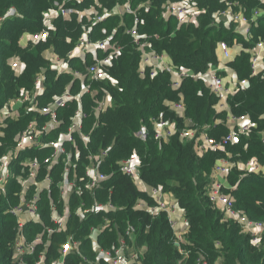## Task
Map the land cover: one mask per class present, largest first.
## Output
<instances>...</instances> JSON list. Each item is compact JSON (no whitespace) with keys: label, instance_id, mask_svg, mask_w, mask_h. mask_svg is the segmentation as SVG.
I'll list each match as a JSON object with an SVG mask.
<instances>
[{"label":"built area","instance_id":"1","mask_svg":"<svg viewBox=\"0 0 264 264\" xmlns=\"http://www.w3.org/2000/svg\"><path fill=\"white\" fill-rule=\"evenodd\" d=\"M84 1L56 2L55 6L44 14V29L32 32L30 40L34 43L46 40L50 30L54 28L55 18L70 20L79 10L75 4ZM259 1L264 5V0ZM149 4L150 0H147L133 7L130 2H123L118 5L120 10L116 8L112 13L106 8L99 11L93 7L94 11L88 13L90 27L84 30L74 46L75 49H72L66 58L54 52L48 57L53 71L73 76L74 79L67 88L60 94H54L48 103L42 104L41 97L44 95L47 97L46 70L43 69L35 77L34 89L22 90L18 96L0 107V135L4 134L3 129L7 122L20 118L22 109L27 114H33L26 127L16 134L15 145L9 148L7 154L0 157V198L7 201V210L16 219L18 226V234L13 245L15 263L74 264L79 258L76 264H142L146 247L137 243V231L133 225L129 224L124 232L118 235L117 243L111 247L102 246L98 242V237L108 227H113L114 222L109 216H105L102 221L93 225L88 236L94 251L92 259L83 251L82 240L69 230L70 218L74 212H77L81 219H86L121 209L112 200L103 201L96 197L113 173L102 170L109 149L91 151L90 134L84 129L88 117L84 107L85 98L90 96L94 115L99 118L102 111L113 106L112 95L102 84L117 86V81L111 76V68L122 54L125 45L118 38L116 29L109 36L98 40L93 39L90 32L95 23L104 21L109 15L125 14H130L134 18L133 24L126 27L124 33L131 37L133 44L141 52L139 75L154 77L164 71L170 75L171 87L181 96L180 100L166 103L169 110L176 115L174 119L165 117L163 113L150 118L154 138L159 143L168 142L173 137L179 138L181 142H192L200 156L209 152L222 154L214 162L206 185V195L223 215V221L237 224L241 232L249 236L251 244L264 251V221L250 217L245 210L237 207L234 191L238 182L232 184L230 179L231 173L235 170L240 173V177L256 175L264 178V163L257 156L244 157L250 149L248 139L255 132L264 144V129H259L258 123L249 112L238 111L240 103L235 102L234 98L247 89L249 81L247 78L238 77L231 64L242 53L249 51L251 75L264 80V38L254 41L250 48L238 43L237 39L233 44L225 40L218 41V65H210L205 71L198 72L193 68L177 65L167 51H158L154 48L150 34L141 32L140 28L145 24L141 9ZM201 14L202 10L196 5L195 0L167 2L163 10L165 17L176 18L179 24L187 25H199ZM263 14L264 7H256L248 13L240 0H229L226 9L213 13L211 24L215 26L233 24L236 31L248 41ZM4 19L5 16H0V22ZM85 49L91 50L94 54V57L87 54L90 62L81 54ZM234 50L238 52L235 53ZM76 59L82 62L84 65L82 68L72 65V61ZM9 63L16 72L22 68V63L17 58L9 60ZM60 65H64V68H60ZM76 79H79L81 84L77 89H73L76 86L73 84ZM187 80H202L216 96L214 109L224 114L225 118L223 121L221 118L217 120L215 125L222 121L227 129L219 136L210 134V125L201 127L187 115V104L182 91V86ZM101 91L104 95L98 98ZM71 104H76V109L66 118L64 114H60V110H68ZM148 125H142L135 133L143 141L150 135ZM2 145L0 141V146ZM83 148L88 151L84 159ZM45 151L48 154L43 156L42 153ZM30 152H34V155H28ZM17 159L19 175L10 169V164H14ZM80 163L83 165L82 174L78 170ZM118 166L120 171L132 180L137 190L149 197V199L139 197L133 208L154 217L166 213L178 253L182 259L189 257L194 252L193 243L187 239L188 219L179 201L163 187L150 185L143 179L142 160L137 153L122 158ZM59 168L61 176L56 180ZM12 180L19 184V201L16 203L9 199V184ZM53 188L58 190L60 198L53 197ZM87 193L91 197H87ZM44 196L48 197L50 224L45 222L42 214ZM39 225H42V230L29 235V232ZM60 234L66 235L64 242L52 250L51 243ZM221 263L222 261L216 264ZM196 264H208L206 256L199 253Z\"/></svg>","mask_w":264,"mask_h":264},{"label":"trees","instance_id":"2","mask_svg":"<svg viewBox=\"0 0 264 264\" xmlns=\"http://www.w3.org/2000/svg\"><path fill=\"white\" fill-rule=\"evenodd\" d=\"M100 1L104 7L111 8L123 2H130L133 7H137L147 0ZM172 1L176 0H150V4L141 9L145 24L140 30L150 34L154 48L167 51L177 65L193 68L198 72L205 71L210 65H218V41L225 40L233 44L238 38L240 43L250 48L254 41L264 38V14L254 27L252 37L247 41L236 31L233 24L229 25L233 28L224 24H211L213 13L226 9L229 0H195L202 10L199 25L179 24L176 18L164 17V5ZM240 1L248 13L256 7H264L259 0ZM56 2L62 0H0V16H5L10 8H15L18 13L16 16L5 17L0 28V107L18 96L22 90H31L37 73L44 68L47 97L44 95L42 103H48L54 94L62 93L73 81L71 74H57L50 69L44 51L53 47L61 56H67L82 36L84 25L90 26L86 18L78 21L76 15L70 20L58 17L46 40L30 44L26 48L19 43L25 32L44 29V14L54 7ZM89 5V1L75 4L79 9ZM133 19L130 14L109 15L104 21L94 24L93 32H90L93 39L105 38L116 28L117 36L125 46L111 68V76L118 83L117 86L108 84L113 106L102 111L99 118L94 115L90 96L85 98L84 107L88 116L84 129L90 134L91 151L108 148L109 154L102 170L113 173L96 197L103 201L112 200L121 209L86 219H81L77 212H74L70 218L69 230L82 240V249L90 259L94 257L92 241L88 237L91 227L102 221L105 216H109L115 225L102 232L98 242L104 247H111L117 243L118 235L122 234L129 224L133 225L137 231V243L146 247L142 264H196L200 252L206 256L208 264H216L218 258L222 259L221 264H264V251L253 246L249 236L242 233L237 224L223 221V215L206 195V185L214 162L222 154L209 152L200 156L192 142H181L179 138L173 137L168 142L159 143L154 138L150 118L163 113L165 117L174 119L176 115L169 110L166 103L180 100L181 96L171 87L168 73L162 71L154 77L139 75L141 52L133 44L131 37L124 33L125 28L133 24ZM14 58L22 63L20 71L16 72L9 63V60ZM86 60L90 62V58L87 57ZM231 64L238 77L247 78L249 81L247 89L234 98L235 102L240 103L238 111L249 112L254 121L264 126V118L260 120V117L264 116V80L251 75L249 51L242 53ZM72 65L78 68L84 66L76 60L72 61ZM73 84L76 85L73 89H77L81 81L76 79ZM182 91L189 117L201 127L210 125V134L213 136H219L227 130L224 124L215 125L222 113L214 109L217 98L202 80H187L182 86ZM75 109L76 104H71L68 110H60V114L67 118ZM31 118L27 115L21 117L20 121L7 122L3 129L4 134L0 135V141L3 143L0 156L7 148L15 145L16 134L26 127ZM146 124H149L150 135L143 141L135 133ZM248 140L250 149L244 157L257 156L264 163V144L259 135L255 132ZM234 150L237 151L238 148ZM87 152L83 148V159ZM133 153H137L142 160L143 179L150 185L161 186L165 191L172 193L184 209L189 225L187 239L193 243L194 249L186 259H182L176 249L166 213L154 217L133 208L139 197L149 199L146 194L139 192L132 180L119 169L118 162ZM42 154L46 156L48 152ZM79 166L78 170L82 174L83 165L80 163ZM60 172L59 168L56 180L60 179ZM230 179L232 184L238 182L234 191L237 207L245 210L250 217L264 221V178L256 175L240 177V173L235 170ZM86 195L91 197L88 193ZM53 197L60 198L56 188H53ZM48 205V197L44 196L42 214L45 222L50 224ZM7 209V201L1 199L0 264H16L13 260V245L18 226L16 219ZM34 230V234L41 231L42 225L35 226ZM65 236H56L51 243V249L58 248L64 242ZM218 242L223 243L222 251L215 247ZM78 260L79 258L74 264Z\"/></svg>","mask_w":264,"mask_h":264},{"label":"crops","instance_id":"3","mask_svg":"<svg viewBox=\"0 0 264 264\" xmlns=\"http://www.w3.org/2000/svg\"><path fill=\"white\" fill-rule=\"evenodd\" d=\"M86 1H89V6H86V7H84V8H82V9H79L78 10V13L77 14H75L77 17H78V21H81L83 18H86V20L87 21H89V19H90V17H88V13L89 12H92V11H94V8L93 7H95V8H97V10L98 9H101L100 11H103L105 8L106 9H108V10H110V13H112L116 8H117V10H120L119 9V7L120 6H118L119 4H122V3H118V4H115V5H113V7H111V8H108V7H104L103 6V4L101 3V1L100 0H98V2L99 3H97V1L96 0H85L82 4H84ZM109 13V14H110ZM10 15H18V13H17V10L15 9V8H11V10L9 9L7 12H6V14H5V17H8V16H10ZM164 16V15H163ZM165 17V16H164ZM3 22V21H2ZM2 22H0V28H1V25H2ZM86 25V24H85ZM84 25V27H85V30L87 29V27ZM90 27V26H89ZM88 27V28H89ZM116 29V28H115ZM30 34H32V32H27V33H25L22 37H21V39H20V45L23 47V48H26V47H28L30 44H32L33 42L30 40ZM98 39H101V38H97V39H95V40H98ZM79 40V39H78ZM72 49H75V47H73ZM71 49V50H72ZM70 50V51H71ZM69 51V52H70ZM53 52L55 53V54H57L58 56H61L59 53H57L56 51H55V49H53V47H49V48H46L45 49V51H44V56H45V59L48 61V63H49V60H48V57H50L52 54H53ZM68 52V53H69ZM90 54L92 57H94V54H93V52L91 51V50H88V49H85L84 51H82L81 52V54H83L85 57H87V54ZM61 57H64V58H66V56H61ZM88 58H90V57H88ZM74 61V60H73ZM76 62H81L79 59H76ZM82 63V62H81ZM49 67H50V63H49ZM60 68H64V65H60ZM45 70H46V68H44ZM51 69V68H50ZM52 70V69H51ZM53 71V70H52ZM68 74V73H67ZM32 89H34V85H33V88ZM31 89V90H32ZM41 99H44V96L43 97H41ZM22 111V115L20 116V118L21 117H23V116H31V117H33V114H27L26 112H25V110L24 109H22L21 110ZM20 118L18 117V119H15L14 121H19L20 120ZM32 119V118H31ZM1 147V146H0ZM9 152V148H7L3 153H2V155H4V154H7ZM1 155V156H2ZM28 155H34V153H29ZM0 156V157H1ZM10 169H12L14 172H15V174L16 175H19V159H17V161L14 163V164H10ZM18 189H19V184H18V182L16 181V180H12L11 181V183L9 184V199H10V201L13 199V198H15L17 201H19V195H18Z\"/></svg>","mask_w":264,"mask_h":264},{"label":"rangeland","instance_id":"4","mask_svg":"<svg viewBox=\"0 0 264 264\" xmlns=\"http://www.w3.org/2000/svg\"><path fill=\"white\" fill-rule=\"evenodd\" d=\"M56 19V18H55ZM229 27H231V28H233L232 26H229ZM237 39V42L238 43H240V40L238 39V38H236ZM37 43V42H36ZM36 43H32V44H36ZM234 52L235 53H237L238 52V50H234ZM108 84L109 83H105V84H102L104 87H106L107 88V90H108ZM100 88V87H99ZM98 88V89H99ZM104 95V93L101 91L99 94H98V98H101L102 96ZM42 104H46V103H42ZM224 118H225V116H224V114H222V117H221V119H222V121L224 120ZM264 118V116H261L260 117V120H262ZM220 122V124H222L223 122ZM258 123V127H259V129H264V126H261V124H260V122H257ZM0 200H1V198H0ZM14 200V202L13 203H16V202H18L15 198H13L12 200H11V202ZM34 232H35V230H32V231H30L29 232V235H32V234H34ZM36 234V233H35ZM188 234H189V231H188ZM215 247H216V249L218 250V251H222L223 250V243H217L216 245H215ZM201 253V252H200ZM201 254H203V253H201ZM220 261H222V259L221 258H218L216 261H215V263H219ZM17 264V263H16Z\"/></svg>","mask_w":264,"mask_h":264}]
</instances>
